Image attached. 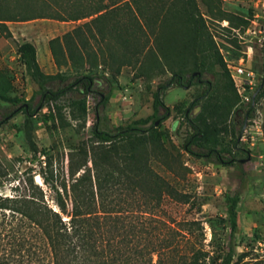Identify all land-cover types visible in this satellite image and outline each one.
<instances>
[{"label": "rangeland", "instance_id": "1", "mask_svg": "<svg viewBox=\"0 0 264 264\" xmlns=\"http://www.w3.org/2000/svg\"><path fill=\"white\" fill-rule=\"evenodd\" d=\"M41 1L0 0L4 11L17 17L26 11L38 13ZM195 2L229 77L214 64L200 78L208 84L193 79L191 86H186L190 75L199 70L192 59L180 65L174 62L173 45L166 39L176 16L166 20L157 17L147 34H139L137 55H132V48L127 53L121 47L100 51L94 46L100 64L93 69L95 87L103 96L112 91L105 108L97 98L85 97L82 89L68 92L58 101H47L40 108V95L32 98L37 87L25 77L17 54L18 45L33 44L42 72L61 73L48 88L65 87L75 73L72 68L55 66L48 42L79 23L49 18L7 22L11 36L0 29V93L22 99L21 104L30 102L32 115L26 118L19 112L4 121L18 106L0 102V196H33L41 205L58 211L56 191H61L64 180L69 182L70 172L83 160L78 150L89 143L92 126L98 122L100 130L112 132L151 115L153 92L171 77L172 70H180L184 87L173 85L161 96L168 108V112L160 110L166 118L157 125L164 150L151 154V166L160 179L186 194L188 203L164 195L159 204L150 206L156 217L152 225L182 231L185 237L180 239L178 253L199 248L208 257H222L231 244L232 264H264V94L256 98L258 87H264V0ZM159 44L170 51L167 62L158 54ZM207 88L206 96L191 107ZM254 95L252 118L247 119ZM186 114L204 134L191 150L202 153L212 141L223 161L232 160L231 164H222L215 156L198 158L184 148L193 133ZM91 166L89 161L90 172ZM31 178L32 188L28 186ZM232 193H239L241 198L238 227L229 237L225 195ZM143 202L141 196L126 199L127 206L134 209Z\"/></svg>", "mask_w": 264, "mask_h": 264}, {"label": "trees", "instance_id": "2", "mask_svg": "<svg viewBox=\"0 0 264 264\" xmlns=\"http://www.w3.org/2000/svg\"><path fill=\"white\" fill-rule=\"evenodd\" d=\"M1 5L0 2V29L8 36L11 35L7 22L49 18L79 23L48 42L55 66L72 68L75 73L74 80L60 89L48 88L61 78V73L48 75L42 72L35 46L29 42L17 46L24 75L37 87L32 98L40 95V108L45 102L58 101L76 89H82L85 97L97 98L105 108L112 91L103 96L95 87L96 72L93 69L100 64L94 46L100 51L121 47L127 53L132 48V55H137L140 47L137 39L147 34L157 17L166 20L171 15L176 16L166 39V43L173 45L174 62L180 65L192 59L195 69L199 70L190 75L186 86L192 84L193 79L199 83L201 76L214 64L229 77L195 0H42L38 13L26 11L19 17L8 15ZM157 51L160 58L169 60L170 51L165 46L159 44ZM198 58H201L199 63ZM100 63L104 66L105 60ZM183 80L182 71L172 70L171 77L162 81L153 92V112L146 118L112 132L100 130L98 122L92 126L89 143L78 150L83 160L70 172L69 182L64 180L61 191H56L58 211H52L45 203L41 205L33 196H0V264H232L234 249L231 244L225 248L222 257H208V254H201L199 248L190 253H178L180 239L185 237L182 231L172 226L152 225L156 217L150 206L159 204L164 195L188 203L187 195L175 191L160 179L151 166L155 152L164 150L155 126L156 121L166 118V114L160 115V110L168 112L161 96L173 85L184 87ZM201 83L208 84L202 80ZM208 91L209 88L190 106L197 104ZM256 92L259 99L264 94V87L259 86ZM0 102L18 106L4 117V121L19 112L26 118L32 115L30 102L21 104L22 99L2 93ZM253 103L252 100L249 104L247 119L252 118ZM186 119L193 129L184 146L188 152L198 158L215 156L222 164L232 163V160L223 161L212 141L202 153L192 151L191 146L204 134L187 114ZM89 161L92 172L87 167ZM42 177L48 184V178ZM28 186H34L32 178L28 180ZM138 196L143 197L144 202L137 209L128 207L126 199ZM240 198L239 193L225 195L229 237L235 235L238 227Z\"/></svg>", "mask_w": 264, "mask_h": 264}, {"label": "water", "instance_id": "3", "mask_svg": "<svg viewBox=\"0 0 264 264\" xmlns=\"http://www.w3.org/2000/svg\"><path fill=\"white\" fill-rule=\"evenodd\" d=\"M196 73H194V75H195ZM254 98H255V95L253 96V98H252V100L254 101ZM25 108H26V105H25ZM158 125V121H156V123H155V126H157Z\"/></svg>", "mask_w": 264, "mask_h": 264}, {"label": "flooded vegetation", "instance_id": "4", "mask_svg": "<svg viewBox=\"0 0 264 264\" xmlns=\"http://www.w3.org/2000/svg\"><path fill=\"white\" fill-rule=\"evenodd\" d=\"M198 82L201 83V80L199 79ZM187 86H191V85L189 84V85H187Z\"/></svg>", "mask_w": 264, "mask_h": 264}]
</instances>
